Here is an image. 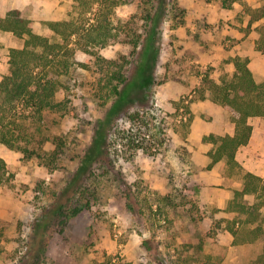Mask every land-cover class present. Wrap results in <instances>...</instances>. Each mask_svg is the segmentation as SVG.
I'll return each mask as SVG.
<instances>
[{"label": "rangeland", "instance_id": "obj_1", "mask_svg": "<svg viewBox=\"0 0 264 264\" xmlns=\"http://www.w3.org/2000/svg\"><path fill=\"white\" fill-rule=\"evenodd\" d=\"M75 4L0 0V16L20 9L36 32L60 40L47 21L76 16ZM115 14L118 37L99 47L114 60L110 71L71 43L80 65L70 75L72 89H62L60 97L72 98V112L47 115L46 133L70 143L59 167L50 170L0 143V264H185L207 257L250 264L263 249L264 233L236 243L227 228L236 213L225 207L242 187L243 171L224 160L209 166L216 145L206 137L233 131L235 123L207 97L203 78L232 75L235 51L253 55V42L245 39L264 34V0H234L231 7L219 0H123ZM23 44L0 30V79L9 71L10 49ZM252 58L255 77L264 80V53ZM141 63L140 81L126 87V99H117L114 85L125 87L122 75L132 80ZM108 115L107 153L77 186L80 158ZM250 122L252 141L237 154L245 169L264 177V116ZM262 214L264 226V206Z\"/></svg>", "mask_w": 264, "mask_h": 264}, {"label": "trees", "instance_id": "obj_2", "mask_svg": "<svg viewBox=\"0 0 264 264\" xmlns=\"http://www.w3.org/2000/svg\"><path fill=\"white\" fill-rule=\"evenodd\" d=\"M122 1L75 0L76 16L47 21L48 26L61 37L60 40L36 32L34 20L25 17L20 9H10L5 15L0 16V30L11 31L24 39L23 46L10 49L9 71L0 79V143L22 153L23 159L36 157L50 170L59 167L70 143L64 135L52 136L46 133V129L50 127L47 115L61 113L65 116L72 112V98L60 97L62 89L67 92L72 89L70 80L73 78L70 75L73 70H77V64L80 65L72 59L71 43L73 41L79 43L80 48L95 55L103 69L105 63H108L106 67L110 71L114 66V60L103 56L99 47L106 46L112 39L118 37L115 7ZM219 1L231 7L234 0ZM133 44L137 50L140 39L136 38ZM258 49L264 51V34L259 39ZM233 62L235 69L232 75L216 80L206 73L203 78L208 90L207 97L224 107L236 126L233 135L211 133L206 137L216 145L210 151L212 158L210 167L222 159H226L232 165H239L236 159L237 151L240 146L248 143L253 131L250 118L264 116V80H257L249 66L248 57L237 55ZM140 67V71L130 81L122 75L120 83H124L125 87L114 85L113 93L117 99H126L129 86L140 81L142 63ZM117 109L118 105L115 106L113 115L118 112ZM113 115H108L105 120L100 121L98 133L81 156L77 186L83 172L86 174L95 161L102 160L101 154L107 153L108 131L113 125V122L111 123ZM48 142L53 145L50 149L46 148ZM2 162L0 172L4 168V160ZM249 195H255L259 199L250 202ZM166 198L172 199L168 196ZM263 206L264 177L246 171L243 175L242 188L234 189L226 207L228 211L236 213L227 224V228L235 236L236 243L256 241L263 236ZM79 210L78 208L74 212L77 213ZM240 224L241 228L238 226ZM148 241L145 240L146 243ZM113 258L114 256H110L109 262H112ZM116 264L131 263L120 260ZM185 264L217 263L211 257H207L196 259L194 262L186 259ZM250 264H264V245Z\"/></svg>", "mask_w": 264, "mask_h": 264}, {"label": "crops", "instance_id": "obj_3", "mask_svg": "<svg viewBox=\"0 0 264 264\" xmlns=\"http://www.w3.org/2000/svg\"><path fill=\"white\" fill-rule=\"evenodd\" d=\"M243 35L242 33H241V31H239L238 30V32L236 33V35ZM252 36H249V37H247L246 39H245V41H251V42H253V47H252V50L254 51V53H253V55L254 54H257V53H264V51H261V50H259L258 49V42H259V39L262 37V34L256 39V37L257 36H255V33H252L251 34ZM234 55H240V56H244V57H248L249 59H250V62H249V66L251 67V69H252V71H253V67H254V59L252 58V56L253 55H250V51L249 50H247V49H245V48H243V50H239V51H235V53H234ZM234 67H235V65H234ZM235 69V68H234ZM250 121V120H249ZM251 123V122H250ZM252 124V123H251ZM253 129H254V127H253ZM235 132H236V126H235V128H234V130L233 131H230V132H226V133H229V134H235ZM226 133H222V134H226ZM252 137H253V131H252V135H251V138H250V140L248 141V143L250 142V141H252ZM212 142V141H211ZM213 143V145H215L214 144V142H212ZM248 143H246V144H248ZM246 144H243L242 146H245ZM242 146H240V148L238 149V151L241 149V147ZM214 147V146H213ZM213 149V148H212ZM211 149V150H212ZM238 151H237V153H238ZM209 157H210V162H211V160H212V158H211V156H210V152H209ZM236 159H237V161L239 162V165L238 164H235V165H232L231 163H229V162H227L226 161V159H222V160H224L229 166H231L232 168H236V169H239V168H241V170L243 171L242 172V177H243V175H244V173L246 172V171H251V172H254V171H252V170H247V169H245L244 167H243V165H242V163H241V161H240V159H239V156H238V154H236ZM222 160H220V161H222ZM254 173H256V172H254ZM256 174H258V173H256ZM258 175H260V176H262L261 174H258ZM242 186H243V181H242ZM240 188H242V187H240ZM236 189V188H235ZM231 199V198H230ZM229 199V200H230ZM229 202V201H228ZM228 205V204H227ZM227 207V206H226ZM225 207V208H226ZM227 210V209H226ZM229 212H231V211H229ZM235 213V212H234Z\"/></svg>", "mask_w": 264, "mask_h": 264}]
</instances>
